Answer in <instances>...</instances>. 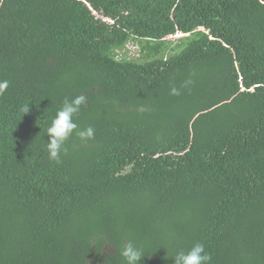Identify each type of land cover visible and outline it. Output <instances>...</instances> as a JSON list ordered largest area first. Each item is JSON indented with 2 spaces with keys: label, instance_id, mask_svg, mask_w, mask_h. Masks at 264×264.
<instances>
[{
  "label": "trees",
  "instance_id": "trees-1",
  "mask_svg": "<svg viewBox=\"0 0 264 264\" xmlns=\"http://www.w3.org/2000/svg\"><path fill=\"white\" fill-rule=\"evenodd\" d=\"M4 81L0 264H264V0H0Z\"/></svg>",
  "mask_w": 264,
  "mask_h": 264
},
{
  "label": "clouds",
  "instance_id": "clouds-1",
  "mask_svg": "<svg viewBox=\"0 0 264 264\" xmlns=\"http://www.w3.org/2000/svg\"><path fill=\"white\" fill-rule=\"evenodd\" d=\"M137 50L138 48L136 51ZM188 83H190V81ZM7 87V81L0 82V93ZM171 94L180 95V92L173 87L171 89ZM86 103L87 97L83 94L71 99L65 98L61 108L56 112L50 125L47 126L46 134L49 139L46 147L50 160L56 163L60 162L61 153L67 151L66 148H64L65 142L74 132L81 141L84 142L94 138L95 129L93 127L89 126L83 130H78V125L74 119L79 113L81 106L86 105ZM23 111L25 114L28 113L29 107H25ZM120 255L123 257L125 264H140L142 258L145 257L143 251L131 241L123 246ZM172 258L174 264H210L211 262V256L205 251V247L202 243H196L188 251H180Z\"/></svg>",
  "mask_w": 264,
  "mask_h": 264
},
{
  "label": "rangeland",
  "instance_id": "rangeland-1",
  "mask_svg": "<svg viewBox=\"0 0 264 264\" xmlns=\"http://www.w3.org/2000/svg\"><path fill=\"white\" fill-rule=\"evenodd\" d=\"M181 36H184L183 34L181 33H178V34H174V35H170L167 37L168 40H171V41H174L176 40L177 38L181 37ZM136 47L133 46L132 43H129L126 47V51L122 52V53H127V57H137V51H136Z\"/></svg>",
  "mask_w": 264,
  "mask_h": 264
}]
</instances>
